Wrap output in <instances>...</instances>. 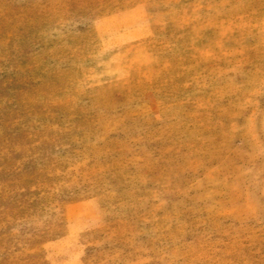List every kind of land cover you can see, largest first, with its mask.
<instances>
[{"label": "rangeland", "instance_id": "obj_1", "mask_svg": "<svg viewBox=\"0 0 264 264\" xmlns=\"http://www.w3.org/2000/svg\"><path fill=\"white\" fill-rule=\"evenodd\" d=\"M48 102L0 264H264V0H0V134Z\"/></svg>", "mask_w": 264, "mask_h": 264}, {"label": "trees", "instance_id": "obj_2", "mask_svg": "<svg viewBox=\"0 0 264 264\" xmlns=\"http://www.w3.org/2000/svg\"><path fill=\"white\" fill-rule=\"evenodd\" d=\"M55 108L56 107L52 105L51 102H48L44 104V106L41 107L37 112H33V115L38 116V119L41 122L39 121V124H40L39 126H36V125L31 126V128L33 129L32 131H30L28 128L24 126L26 122H24V124L23 122H21L20 123L21 125H19V127L18 125H16L15 127V129L17 130V129H21L24 126L25 130L23 133H17L14 131L6 132L5 130L1 131L0 152L5 151L6 154H8L9 156L8 159L12 162L11 168H8L7 171H4V172H7V175H10V173L14 172L15 170L16 171L19 170L20 168L19 165L21 163L18 161H20V157H19V154L15 152V150L17 148L24 147V146H25L24 148H26V151H27V154H26L28 158L27 162L33 164L35 163L34 162L35 160L40 159L42 164L47 163L48 166L53 165L54 159L51 157L47 146L49 144L53 145V142H55V138H53V136L51 137V135L49 136V133L53 132L56 126H58L57 124L58 113L55 110ZM17 111H18L17 108L11 110L12 113L17 112ZM9 114H5L6 117L4 119L3 118L0 119V121L4 124L6 122L12 123V124L17 122V124H19V119L14 118L15 116L10 119ZM19 115H21V113H19ZM41 132H42V135L39 136L38 134H41ZM40 152L42 154H40ZM6 154H4L3 156H1L0 154V158L7 157ZM17 162H18V165H17ZM30 169L28 167L27 171L24 172L25 173L24 175L28 177V181L35 182L33 180H36L37 179L36 177H38V175L36 174L35 170H32V169L30 170ZM6 180L7 179H5V181H0L1 183L0 208L3 207L2 209H0V216L2 217L5 216L7 218V219L5 218V221L7 223H11V222L14 223L17 220L16 217H18V215L10 209L11 205L9 203V199L12 197L9 196V194H12V192L15 191V189L12 188V184L13 186L16 184L14 182V179H8V180H11V183H8V184H6ZM17 191L18 193L22 195V193H24L25 190L22 189L21 191L19 190ZM5 196H7V198L4 200ZM3 235H6V232H3V233L0 232L1 239L3 238L2 237ZM28 241L31 242V239Z\"/></svg>", "mask_w": 264, "mask_h": 264}]
</instances>
